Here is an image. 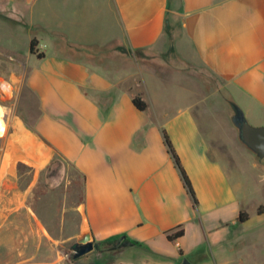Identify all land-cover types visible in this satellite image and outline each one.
Segmentation results:
<instances>
[{
	"label": "crops",
	"instance_id": "1",
	"mask_svg": "<svg viewBox=\"0 0 264 264\" xmlns=\"http://www.w3.org/2000/svg\"><path fill=\"white\" fill-rule=\"evenodd\" d=\"M0 80V264H264V0H0Z\"/></svg>",
	"mask_w": 264,
	"mask_h": 264
},
{
	"label": "trees",
	"instance_id": "2",
	"mask_svg": "<svg viewBox=\"0 0 264 264\" xmlns=\"http://www.w3.org/2000/svg\"><path fill=\"white\" fill-rule=\"evenodd\" d=\"M30 51L32 54H36L39 58H42L43 57V54L42 53H39L38 52V42L37 40L33 39L30 43ZM132 102L134 104V106L140 110V111H145L147 109V104L146 102L142 99L141 96L137 95V96H134L133 99H132ZM164 138H165V144L167 146V149H168V152L171 154L174 162H175V165L177 167V169L179 170L180 172V175H181V178H182V181H183V184L185 186V188L187 189V191L189 192V194L191 195V197L193 198V202L194 204H196V198H195V194H194V191H193V188H192V185H191V182L189 180V177L187 176L185 170L183 169L181 163H180V160L177 156V154L175 153L174 149H173V146L167 136L166 133H164ZM18 169L20 171L26 169V166L19 163L18 165ZM43 192H41L40 190H36L35 191V195L34 197L36 198L38 195L42 194ZM257 213L259 215H262L264 214V203L262 205H260L257 209ZM249 216L246 212H241L239 217H238V221L240 223H244L248 220ZM184 233L183 229H178L174 232H168L167 233V238L171 241L177 239L178 237L182 236Z\"/></svg>",
	"mask_w": 264,
	"mask_h": 264
},
{
	"label": "water",
	"instance_id": "3",
	"mask_svg": "<svg viewBox=\"0 0 264 264\" xmlns=\"http://www.w3.org/2000/svg\"><path fill=\"white\" fill-rule=\"evenodd\" d=\"M237 120L239 123L241 140L253 150L260 158L264 157V127H252L247 123L241 114H238ZM94 249V243L89 236L80 239L72 245V250L75 251L74 258H79L86 255ZM182 264H191L187 259Z\"/></svg>",
	"mask_w": 264,
	"mask_h": 264
},
{
	"label": "rangeland",
	"instance_id": "4",
	"mask_svg": "<svg viewBox=\"0 0 264 264\" xmlns=\"http://www.w3.org/2000/svg\"><path fill=\"white\" fill-rule=\"evenodd\" d=\"M1 81L2 80H0V108L2 107L4 109V107L9 106L11 103V92L9 90H7V87H5V85L3 84V82L1 83ZM4 130H5V125L3 126L2 122H0V135L3 134ZM250 211H252V213H253L254 208L250 207L247 212L249 213ZM71 226H72V224H71ZM77 241H78V239L71 240L68 249L64 250L65 251L64 253H67L68 261L71 264H75L76 261H79L78 259H84L86 257V255H84V256H81L77 259L74 258L75 251L72 250L71 246L74 243H76ZM78 264H82V263H78Z\"/></svg>",
	"mask_w": 264,
	"mask_h": 264
},
{
	"label": "built area",
	"instance_id": "5",
	"mask_svg": "<svg viewBox=\"0 0 264 264\" xmlns=\"http://www.w3.org/2000/svg\"><path fill=\"white\" fill-rule=\"evenodd\" d=\"M6 87L8 86L6 83H3ZM8 88H9V86H8Z\"/></svg>",
	"mask_w": 264,
	"mask_h": 264
}]
</instances>
